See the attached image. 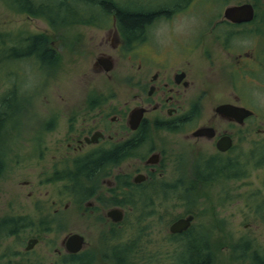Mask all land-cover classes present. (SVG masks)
<instances>
[{"label": "flooded vegetation", "instance_id": "1", "mask_svg": "<svg viewBox=\"0 0 264 264\" xmlns=\"http://www.w3.org/2000/svg\"><path fill=\"white\" fill-rule=\"evenodd\" d=\"M67 2L70 9L64 16L48 15L45 10L36 15L10 6L27 13L30 19L57 23L54 30L25 33L20 38V48L25 49V38L48 37L60 65L65 48L76 55L72 60H77L78 55L84 59L81 45L88 34L97 41L93 45L94 56H90L93 69L105 73L119 70L120 79L113 91H119L120 96L110 94L109 87V94L90 95L75 110L47 111L46 117L31 120L33 124L38 121L34 126L41 131L40 159L45 167L40 186H52L58 196L68 193L74 199L80 193L78 166L97 160L99 168L92 180L99 184L87 185L89 197L84 204L78 202L77 208H83L81 212L85 213L101 207L113 229L125 221L127 212L121 206L106 208L103 199L125 198L142 188H152L157 179L165 177L170 165L176 167L180 162L198 159V163L234 165L239 158L240 141L245 146L252 132L260 138L264 135V127L256 126V109L250 105V88L260 86L264 90V0ZM233 6L245 7L234 11ZM120 11L143 13L150 18L141 31L130 32L120 21ZM74 26L79 27L75 37L69 31ZM16 59L28 60L25 56ZM41 59L43 69L46 64ZM223 105H227L226 111L218 110ZM237 107L252 110L253 114L238 117L233 113ZM117 148L116 158H104ZM136 177L141 180L136 181ZM21 184L31 187L33 181L23 180ZM32 192L30 189L28 196ZM37 203L36 214L44 207H40L42 200ZM52 205V215L61 214L60 201L54 199ZM69 205L70 202L64 204V211ZM21 206L29 209L23 202ZM114 207L124 210L120 222L107 216ZM7 217V223L29 235L23 250L7 252L5 257L17 253L25 258L38 251L47 232L60 227L55 219L46 223V217H33L29 211L17 221L14 215ZM71 233L62 238L61 248H55L58 255L77 257L85 248L86 241L78 253L67 249L65 240ZM31 239H36L35 243L27 248ZM115 244L106 246L108 264L117 262Z\"/></svg>", "mask_w": 264, "mask_h": 264}, {"label": "rangeland", "instance_id": "2", "mask_svg": "<svg viewBox=\"0 0 264 264\" xmlns=\"http://www.w3.org/2000/svg\"><path fill=\"white\" fill-rule=\"evenodd\" d=\"M42 29L50 31L55 28L51 21L30 19L27 13L13 10L5 0H0V102L15 85L19 97L16 95L8 103L13 106L16 102L21 108L0 134V154L4 160L0 174V220L12 215L14 219L22 218L29 211L31 216L48 217L53 223L54 216L49 210H53L52 201L55 199L60 201L63 211L59 218L63 222L60 221L59 228L47 232L38 251L25 258H20L17 253L11 257H5V254L23 250L28 232L20 229L15 235H0V264H77L74 261L79 260L81 264H108L105 261L106 246L114 242L131 246L133 264H175L176 256L184 250L185 240L183 235L174 239L169 227L176 218L187 213L195 214L194 226L204 241V247L209 246L211 259L208 264H253L254 256L264 257V135L260 138L255 132L250 134V141L245 146L240 141L238 161L228 166L230 175L215 176L196 190L185 188L190 185L195 165L201 164L198 159L180 162L177 168L170 165L165 177L155 181L165 187L151 193L153 200L148 199V210L123 206L126 219L113 227L114 231H110L111 222L101 207L85 213L81 212L83 208H77L78 202L83 200L80 199L81 193H76L73 199L68 193L58 196L52 186H40L45 167L40 159L43 152L39 147L41 131L34 126L38 121L33 124L31 120L46 117L47 111L75 110L90 95L109 94V87L112 88L110 94H113L120 79L117 69L108 73L93 69L90 56H94L93 45L97 41L88 34L81 45L84 59H79L78 55L80 61L77 64V60H72L76 55L69 48L63 49L62 63L51 70L40 68L37 59L21 62L8 58L13 43L18 44L27 32ZM78 29L74 26L69 31L75 37ZM119 96L116 91L114 97ZM9 105L2 110L7 112ZM250 105L256 109V126L264 127V90H260V86L250 88ZM258 158L261 159L259 162ZM234 171L237 176H233ZM23 180H31L33 185L22 186ZM174 183L176 188L172 185ZM30 189L33 190L32 196H28ZM46 190H49L48 194ZM109 199H103L106 208L118 206ZM39 200L44 202L40 207H44L36 214ZM86 200L84 198L83 204ZM21 202L29 207L27 211L22 209ZM67 202L70 205L64 211ZM70 232L83 234L86 246L77 257L60 256L55 248H61L60 241ZM29 260L32 262L28 263Z\"/></svg>", "mask_w": 264, "mask_h": 264}, {"label": "trees", "instance_id": "3", "mask_svg": "<svg viewBox=\"0 0 264 264\" xmlns=\"http://www.w3.org/2000/svg\"><path fill=\"white\" fill-rule=\"evenodd\" d=\"M9 5L11 7H17L19 9H25L28 12H31L32 14L40 15L43 10L46 11L48 15H60L64 16L68 14V10L70 9V5L68 4L67 0H7ZM36 1V3H35ZM16 3V4H15ZM18 4L22 5L21 7L18 6ZM34 6L37 7L35 9ZM109 6V5H108ZM120 21L122 22L123 26L128 29L130 32H139L143 29L144 23L150 18V15L143 14V13H133L129 11H120L118 13ZM49 17V16H48ZM53 23V26H56V21L51 20ZM22 41L25 42V49H21L20 42L15 45L14 48H10L8 50V58H18L25 56L26 58L31 59H37L41 57V61L45 62L46 64L45 69L51 70V68L57 67V60L58 55L55 53L54 47L50 44V39L48 37H42V36H34L31 38H25ZM15 49V50H14ZM19 50V51H18ZM20 52V53H19ZM19 86V85H18ZM17 86H13L12 89H9L5 97L0 102V134L2 130L5 128L7 122L11 119L12 116L15 115V113L19 112L21 110L20 106L14 102V105H9V101L13 98L19 97L17 94ZM8 104L10 109L6 112L3 111L2 108ZM14 114V115H13ZM119 152V148L111 151L107 155H105L104 158H116L117 153ZM101 159V158H99ZM103 159V157H102ZM101 159V160H102ZM251 160V158H250ZM261 159L258 158V162ZM255 163V162H254ZM98 162L95 160L94 162H85L78 166L79 170V177H78V184L80 188L81 198H88L90 189L86 188L87 185L90 186H96L99 184L97 181L92 180L93 173L99 168L97 165ZM192 171L189 187L185 188L188 191H193L199 188L203 183H208L209 181H212L215 176H226L230 175L229 170H231L230 167L226 165H220L215 164L214 162L208 161L205 163L197 164ZM254 166H257L256 163ZM4 169V160L2 158V155L0 154V174L2 173ZM238 173L234 171L233 176H237ZM154 185V186H153ZM151 188H142L139 193H136L134 195H130L125 198H110L109 201L118 206H136L140 207L142 209L148 210V207H150V204L148 202V199L153 200V196H151V193L158 192V190L161 187H165L162 184L154 183ZM176 188V184H172ZM150 197V198H148ZM83 201V200H81ZM192 212V211H189ZM55 221L63 222V220H60L61 215H53ZM139 216V215H138ZM22 219V218H18ZM141 220V219H140ZM17 221V219H16ZM8 222V217H5L0 220V235H15L17 234L18 227L16 225H10ZM52 219L46 217V223H51ZM54 222V221H53ZM111 231H114L112 229ZM174 236V239H177L178 235H183V239L185 242L183 243L184 250L182 252H179L176 256L175 264H208L211 259V251L209 250V246L204 247V241L199 235V233L196 230V227L194 224L183 234H172ZM106 239V238H105ZM114 249V257L117 259V264H133L131 259V254H133V251H131V246L128 245H120L115 244L113 246ZM82 261H74V263L81 264ZM253 264H264V259L256 257L255 260H253Z\"/></svg>", "mask_w": 264, "mask_h": 264}, {"label": "water", "instance_id": "4", "mask_svg": "<svg viewBox=\"0 0 264 264\" xmlns=\"http://www.w3.org/2000/svg\"><path fill=\"white\" fill-rule=\"evenodd\" d=\"M244 7L245 6H239V7L233 6L231 9L236 11L237 9L240 10ZM251 11L252 10H250V16L252 15ZM106 70L109 71L110 67L108 66ZM226 106L227 105H223L219 107L218 110L226 111ZM233 113H236V116L238 117H244L249 114L251 115L253 111L248 110L244 107H237V109ZM135 180L140 181L141 178L136 177ZM107 216L110 217L112 221L114 222H120L124 218V210L118 207L111 208L110 210H108ZM194 219H195V214L193 213H189L184 216L178 217L170 224L169 230L171 233H181L187 230L192 225ZM35 240L36 239H31L30 244L27 246V248H31L33 244L35 243ZM84 242H85V238L80 233H72L68 237H66V240H65L67 249L70 252H75V253L82 249Z\"/></svg>", "mask_w": 264, "mask_h": 264}, {"label": "bare ground", "instance_id": "5", "mask_svg": "<svg viewBox=\"0 0 264 264\" xmlns=\"http://www.w3.org/2000/svg\"><path fill=\"white\" fill-rule=\"evenodd\" d=\"M116 264H117V262H116Z\"/></svg>", "mask_w": 264, "mask_h": 264}]
</instances>
